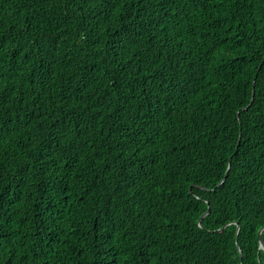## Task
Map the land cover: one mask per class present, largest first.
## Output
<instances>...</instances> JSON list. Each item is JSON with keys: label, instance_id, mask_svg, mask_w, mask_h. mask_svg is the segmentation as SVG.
<instances>
[{"label": "trees", "instance_id": "16d2710c", "mask_svg": "<svg viewBox=\"0 0 264 264\" xmlns=\"http://www.w3.org/2000/svg\"><path fill=\"white\" fill-rule=\"evenodd\" d=\"M260 238L264 0H0V264H264Z\"/></svg>", "mask_w": 264, "mask_h": 264}, {"label": "water", "instance_id": "95a60500", "mask_svg": "<svg viewBox=\"0 0 264 264\" xmlns=\"http://www.w3.org/2000/svg\"><path fill=\"white\" fill-rule=\"evenodd\" d=\"M208 214V212H206L201 218H200V220H199V222H201V219L204 217V216H206ZM261 233H262V230L260 231V235H261ZM260 246H261V248L264 250V242H263V240L260 238Z\"/></svg>", "mask_w": 264, "mask_h": 264}]
</instances>
